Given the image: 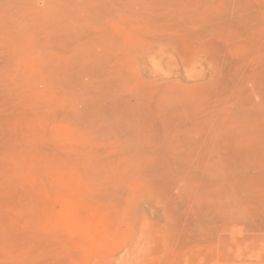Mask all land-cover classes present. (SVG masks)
<instances>
[{
    "label": "rangeland",
    "instance_id": "obj_1",
    "mask_svg": "<svg viewBox=\"0 0 264 264\" xmlns=\"http://www.w3.org/2000/svg\"><path fill=\"white\" fill-rule=\"evenodd\" d=\"M0 264H264V0H0Z\"/></svg>",
    "mask_w": 264,
    "mask_h": 264
}]
</instances>
